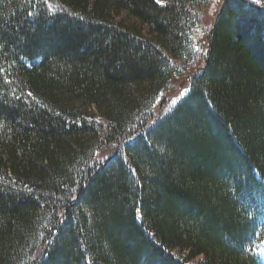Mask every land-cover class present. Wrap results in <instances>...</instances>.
<instances>
[{"label": "trees", "instance_id": "trees-1", "mask_svg": "<svg viewBox=\"0 0 264 264\" xmlns=\"http://www.w3.org/2000/svg\"><path fill=\"white\" fill-rule=\"evenodd\" d=\"M209 4L0 0V264H264V0Z\"/></svg>", "mask_w": 264, "mask_h": 264}, {"label": "rangeland", "instance_id": "rangeland-1", "mask_svg": "<svg viewBox=\"0 0 264 264\" xmlns=\"http://www.w3.org/2000/svg\"><path fill=\"white\" fill-rule=\"evenodd\" d=\"M222 2L223 0H210V4L203 11L202 22L195 36L196 51L198 53L205 52L208 49V42H207L208 30L212 28L214 19L218 16V13L222 9ZM203 63H204V58L203 57L198 58L195 65L189 66L190 71L194 73L200 70ZM186 76H187V73L184 76L179 77L180 80L178 79V77H175L173 79L172 83L174 85H172V88L170 87V91L168 92L169 98L176 99L178 97L181 90L177 88L180 87V85L185 82ZM175 103L176 101L171 103V105H174Z\"/></svg>", "mask_w": 264, "mask_h": 264}, {"label": "snow or ice", "instance_id": "snow-or-ice-1", "mask_svg": "<svg viewBox=\"0 0 264 264\" xmlns=\"http://www.w3.org/2000/svg\"><path fill=\"white\" fill-rule=\"evenodd\" d=\"M38 2H39V0H38ZM43 2H44L45 4H47V3H48V0H43ZM254 2L259 3L260 0H254ZM157 3H161V0H157ZM29 15H32V13H29ZM0 47H2V45H0Z\"/></svg>", "mask_w": 264, "mask_h": 264}]
</instances>
